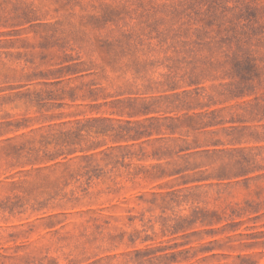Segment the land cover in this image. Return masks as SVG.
I'll return each instance as SVG.
<instances>
[{
    "label": "rangeland",
    "instance_id": "rangeland-1",
    "mask_svg": "<svg viewBox=\"0 0 264 264\" xmlns=\"http://www.w3.org/2000/svg\"><path fill=\"white\" fill-rule=\"evenodd\" d=\"M0 264H264V0H0Z\"/></svg>",
    "mask_w": 264,
    "mask_h": 264
},
{
    "label": "trees",
    "instance_id": "trees-1",
    "mask_svg": "<svg viewBox=\"0 0 264 264\" xmlns=\"http://www.w3.org/2000/svg\"><path fill=\"white\" fill-rule=\"evenodd\" d=\"M137 135V133H135L133 136ZM141 135V134H140Z\"/></svg>",
    "mask_w": 264,
    "mask_h": 264
}]
</instances>
